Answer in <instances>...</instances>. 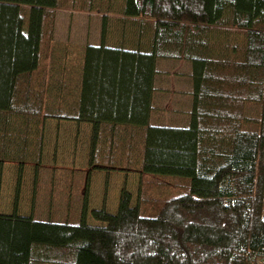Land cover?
<instances>
[{"label":"trees","instance_id":"1","mask_svg":"<svg viewBox=\"0 0 264 264\" xmlns=\"http://www.w3.org/2000/svg\"><path fill=\"white\" fill-rule=\"evenodd\" d=\"M102 13L77 68L57 10ZM160 62H185L184 126L154 119ZM89 125L94 171L135 172L86 222L0 213V264H264V0H0V175L39 165L46 121ZM21 173H18V178ZM187 190L145 218L147 181Z\"/></svg>","mask_w":264,"mask_h":264},{"label":"rangeland","instance_id":"2","mask_svg":"<svg viewBox=\"0 0 264 264\" xmlns=\"http://www.w3.org/2000/svg\"><path fill=\"white\" fill-rule=\"evenodd\" d=\"M101 14L95 11L67 10V7L56 11L53 42L58 48L69 50V60L65 64L67 69L69 66L77 68L85 45L99 43ZM184 64L180 67L181 71L186 69ZM169 72L174 74L176 69L171 68ZM173 76L180 78L178 74ZM165 117L182 120L184 124H180L181 126L187 120V115ZM89 137V125L46 121L39 165L30 162L19 169L18 163H2L0 213H12L18 186L17 213L33 215L36 220L78 224L81 222L86 199L87 224L102 226L103 224L92 219L90 212L104 206L108 213L115 214L123 187L131 193V204L134 206L139 181L142 180L138 173L113 171L106 178L105 172L94 171L87 182ZM18 173H21L20 178ZM143 181L149 182L145 197L150 199L149 203H143L139 207L140 215L145 218L154 219L164 201L187 192L183 187H176L161 177Z\"/></svg>","mask_w":264,"mask_h":264},{"label":"crops","instance_id":"3","mask_svg":"<svg viewBox=\"0 0 264 264\" xmlns=\"http://www.w3.org/2000/svg\"><path fill=\"white\" fill-rule=\"evenodd\" d=\"M183 64L182 62L158 63L157 69L159 73L155 79L156 92L153 98L155 108L154 119L156 122L167 125L184 124L181 122L182 120L165 117V115H187L191 108V86L188 78L189 68L187 64H184L186 65V69L181 71L180 67ZM171 68H175L176 73H170L169 70ZM176 74L180 76L179 79L173 76Z\"/></svg>","mask_w":264,"mask_h":264}]
</instances>
